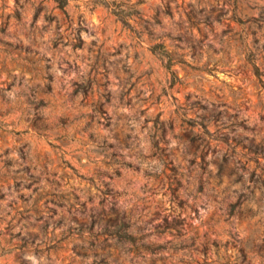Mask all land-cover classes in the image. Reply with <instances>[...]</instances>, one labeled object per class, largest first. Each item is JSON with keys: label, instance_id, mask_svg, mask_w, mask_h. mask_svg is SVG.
<instances>
[{"label": "rangeland", "instance_id": "374dc122", "mask_svg": "<svg viewBox=\"0 0 264 264\" xmlns=\"http://www.w3.org/2000/svg\"><path fill=\"white\" fill-rule=\"evenodd\" d=\"M0 264H264V0H0Z\"/></svg>", "mask_w": 264, "mask_h": 264}, {"label": "trees", "instance_id": "16d2710c", "mask_svg": "<svg viewBox=\"0 0 264 264\" xmlns=\"http://www.w3.org/2000/svg\"><path fill=\"white\" fill-rule=\"evenodd\" d=\"M61 5H64L67 0H59ZM159 46H163L164 47V44L163 43H159V44H156L153 46V48L157 49ZM158 52L164 54L166 52H168L165 48L163 50H158ZM169 67H171V64L169 63L168 64ZM174 73H176L175 70H173ZM115 222V228L114 230L122 237H133V239H135L134 236H132V234L129 232V227L131 225V222L126 220L125 218L123 217H116L114 220Z\"/></svg>", "mask_w": 264, "mask_h": 264}]
</instances>
